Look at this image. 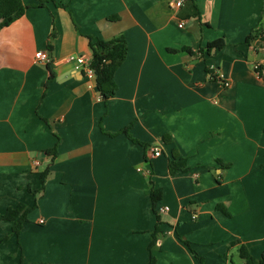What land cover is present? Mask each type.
I'll use <instances>...</instances> for the list:
<instances>
[{"label": "crops", "instance_id": "1", "mask_svg": "<svg viewBox=\"0 0 264 264\" xmlns=\"http://www.w3.org/2000/svg\"><path fill=\"white\" fill-rule=\"evenodd\" d=\"M21 1L0 28V213L31 210L17 236L0 221V264H148L156 225L153 264H243L233 240L260 258L264 41L245 38L264 0ZM118 34L127 53L104 100L68 57L89 63L88 37ZM172 151L188 171L168 172Z\"/></svg>", "mask_w": 264, "mask_h": 264}, {"label": "trees", "instance_id": "2", "mask_svg": "<svg viewBox=\"0 0 264 264\" xmlns=\"http://www.w3.org/2000/svg\"><path fill=\"white\" fill-rule=\"evenodd\" d=\"M191 5V14L198 15V9L195 4H192V1ZM25 8L26 6L22 3L21 0H0V28L9 25L15 19L20 17L23 14ZM112 18H115V16ZM250 39H261L264 41V24H260L258 27H256L254 31L245 38V42L248 43ZM224 44L225 42L223 39H216L215 41L209 42L206 46V49H221ZM88 45L91 51V60L89 66L93 70L97 90L102 99L107 100L116 92L114 73L126 57V39L123 34H118L109 39L93 38L89 36ZM184 49L190 51L188 48ZM168 50L176 51L172 48H169ZM47 68L50 70L48 63ZM256 71L260 72L258 66H256ZM52 77L53 73L50 70L49 79ZM211 78L219 83L224 84V81L218 79L216 75L211 76ZM130 126L131 123L121 131L128 134V129L130 128ZM47 152L50 153L51 157L53 158L56 155V148H52ZM185 162L186 161L184 158H180L175 151H172V157H170L168 160V172L170 174H175L178 171H188V167L186 166ZM226 166H228V164H226ZM49 171V168L46 167L39 173L40 187L34 193L35 196L44 190L45 180ZM161 195L162 193L160 189H151L150 197L152 208L154 210V213L156 214L158 221L160 217L156 210V204L161 199ZM30 210L31 207H28L23 203H18L16 206H9L3 213H0V221H11V233L17 236L21 230L23 222L27 219V214ZM158 233L159 228L156 225V227L152 231L151 241L148 246L150 250V261L148 264H153V255L151 253V249L157 241ZM6 239H8V236H3L0 238V241H4ZM185 243L188 244V241H185ZM229 245L237 247L238 254L244 262L243 264H264V254H262L260 258H255L249 253L246 246L240 240H233ZM20 264H22V258H20Z\"/></svg>", "mask_w": 264, "mask_h": 264}, {"label": "built area", "instance_id": "3", "mask_svg": "<svg viewBox=\"0 0 264 264\" xmlns=\"http://www.w3.org/2000/svg\"><path fill=\"white\" fill-rule=\"evenodd\" d=\"M182 2H183V0H176L174 2L173 6L179 7L182 4ZM178 25L181 26L182 23H179ZM35 59H36V61L44 63V64H47L50 61V58L48 57V54L45 51L36 52L35 53ZM68 60L74 62L76 68H82L85 66L87 74L89 76L93 75V70L89 66L90 62L88 63L86 61V59L82 58L81 56H69ZM217 78L220 79L221 81H224V84H222V83H220V84H222L223 86L227 85L226 81L223 80V78L221 76H217ZM149 151L154 156H158L160 154V150L154 146H150ZM34 164L37 165L38 161H35ZM156 210H157V212L163 213V212L168 210V207L167 206H161V207L156 208Z\"/></svg>", "mask_w": 264, "mask_h": 264}]
</instances>
